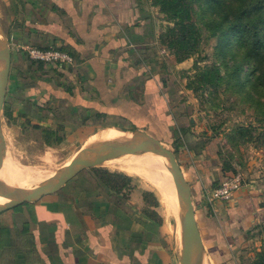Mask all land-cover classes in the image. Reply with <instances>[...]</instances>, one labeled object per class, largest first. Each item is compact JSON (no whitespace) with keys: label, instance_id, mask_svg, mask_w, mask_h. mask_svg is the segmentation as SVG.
<instances>
[{"label":"crops","instance_id":"1","mask_svg":"<svg viewBox=\"0 0 264 264\" xmlns=\"http://www.w3.org/2000/svg\"><path fill=\"white\" fill-rule=\"evenodd\" d=\"M159 17L148 0H0V30L10 51L4 105L18 97V111L35 114L33 102L25 104L46 89L51 112L68 113L85 139L118 127L145 132L163 145L169 135L174 144L169 125L186 113L170 110L175 95L162 78L168 60L176 69L187 68L189 60L176 63L158 42ZM33 47L62 50L73 63L47 65L56 74L47 87L45 80L32 90L26 78ZM54 120L55 130L63 127L58 115ZM187 136L174 144L175 157L190 187L203 262L250 264L252 230L264 221L262 187L250 179L257 175L246 168V183L229 202H207L219 173L206 167L204 176L194 174L198 169L188 159L201 153L188 147ZM135 184L133 179L126 196L109 192L85 169L58 192L0 212V264H179V229L167 231L154 192ZM145 191L157 206L144 202Z\"/></svg>","mask_w":264,"mask_h":264},{"label":"rangeland","instance_id":"2","mask_svg":"<svg viewBox=\"0 0 264 264\" xmlns=\"http://www.w3.org/2000/svg\"><path fill=\"white\" fill-rule=\"evenodd\" d=\"M220 1H224V6H221V9L227 13L229 11L228 3L231 1ZM194 4L196 8L193 20L202 30L201 44L196 54L189 60L187 68L176 69L171 67L173 63L168 60L170 61L167 68L169 70L165 73L167 75L162 78L169 81V91L175 95L174 100L170 103V110L174 113H180V111L186 113L183 119L176 120L174 124L169 125V132L172 139H175L177 135L180 136L179 132L182 133L187 130L188 135H190L189 139L191 138L195 147L194 152L197 155L201 153V156L194 157L193 160L187 158L190 165H196L198 170H194V174L198 178L205 175L206 172L204 171L208 169L206 167H210L209 170L219 173L216 184L225 177L226 173V175L231 174L230 172L244 176L246 183V168L253 169L257 176L250 179L259 182L258 184L262 187L260 196L264 198V94L256 91L253 87L256 74L255 70L253 71L254 66L247 61L246 64L241 62L239 44L233 41L235 38L233 34L210 35L213 20L218 17L213 12V5L215 4L205 0H194ZM200 4L201 7L198 9ZM236 5H246V0H237ZM158 14L160 15L159 19L163 21L160 24L161 28L164 29L168 23L164 21L162 14L159 12ZM27 61L32 65L33 71L27 76L26 83L33 85L32 90H34L41 85L40 82L46 80L47 82L44 83L47 87L54 76L53 74H56L55 70L49 69L47 65L31 62L29 59ZM194 61H197L200 67L216 64L222 74H228V71L232 69L235 72L229 74L217 95L208 96L204 93V98H200V93L193 94L185 88L186 76L193 74L192 63ZM257 67L264 71V65ZM39 78L41 80H38ZM40 93L43 95L39 96L37 93L34 95V101H27L25 104L28 107L33 102L32 105H34L31 110L35 114L20 113L18 111L20 101L18 97L11 98L10 96L7 104L3 106L2 113L7 111L10 114L8 118L2 115V132L6 143L4 166L11 170L10 175L14 179L13 181L2 182L7 186L32 188L48 181L64 167L82 146H89L92 142L97 141L102 132L108 130L111 132L110 130H112L113 135L120 134L113 127H107L85 139V135L79 129L72 128V118H65L68 113L55 114L51 112L49 98H47L49 92L43 89ZM57 115L63 126L60 130L62 142L57 145L46 146L43 141L42 130L45 128L55 130L57 125L54 119ZM170 121L173 122L172 119ZM114 123L125 128L132 127V124L126 121H114ZM236 127H246V138L231 135V130ZM167 136L168 140L164 141V146L174 152V144L170 143L169 135ZM112 137V135L105 137L101 141ZM150 153L139 151L119 155L117 157L120 160L103 162L98 167L122 172L134 179L136 187H145L153 191L158 199V210L163 217L167 231L172 234L175 231L177 233V228H181L180 211L176 205L177 196L172 178L166 168L167 162L162 158L153 157ZM174 154H178L177 151ZM149 158L158 159L157 164L160 165V168L148 167L145 159ZM228 165L233 167V171L222 172L223 166ZM184 172L186 173L187 169ZM151 174L159 175L157 178ZM0 179L5 181L2 176ZM163 186H165L166 194H164L166 198L168 197L167 200L163 198L161 191ZM251 238L252 241L247 250L251 253L250 264L255 259L264 240V221H260L254 227ZM242 252L246 254V248L242 249Z\"/></svg>","mask_w":264,"mask_h":264},{"label":"trees","instance_id":"3","mask_svg":"<svg viewBox=\"0 0 264 264\" xmlns=\"http://www.w3.org/2000/svg\"><path fill=\"white\" fill-rule=\"evenodd\" d=\"M148 1L150 5L157 8L158 12L163 15L164 21L168 23L167 27L160 32L158 42L173 57L176 63L190 60L196 54L202 38V30L193 20L196 8L194 0ZM205 1L215 4L213 5V12L218 15L210 27V35L233 34L235 36L233 41L239 44L241 62L246 64L247 61L254 66L253 71L255 70L256 74L253 87L256 91L264 94V71L257 67L264 65V0H246V5H236L237 0H230L227 13L221 9V6H224V1ZM200 7L201 4L198 5V9ZM38 64L45 65L43 63ZM192 67L193 74L186 76L187 83L185 88L193 94L200 93V98H204V93L208 96L217 95L221 86L228 79L229 74L235 72L232 69L228 71V74H222L218 65L212 64L207 67H200L197 61L192 63ZM4 116L8 118L10 114L4 111ZM60 130L61 128L57 130L43 129L44 144L46 146L60 144L62 142ZM179 130L182 131V129ZM182 134L188 137L187 130L182 133L179 132L180 136H176L173 141L174 144L180 142ZM232 134L246 138V127H236L231 130ZM188 147L193 148V151L195 150L191 138L188 142ZM174 148V153L175 151L178 153L177 146L175 147L174 145ZM91 171L109 192L126 196L134 188L132 185L133 178L122 172L109 171L101 167L91 168ZM227 171H233V167L230 165L223 166L222 172L225 173ZM226 174L225 177L227 176ZM215 182L213 188L217 187L220 181L217 184ZM142 196L144 202L157 206L152 193L145 191ZM252 264H264V240Z\"/></svg>","mask_w":264,"mask_h":264},{"label":"water","instance_id":"4","mask_svg":"<svg viewBox=\"0 0 264 264\" xmlns=\"http://www.w3.org/2000/svg\"><path fill=\"white\" fill-rule=\"evenodd\" d=\"M10 68V51L6 37L0 30V170L4 166L6 143L2 132V111L7 91ZM126 137L123 141H105L82 146L51 179L32 188L10 187L0 181V197L6 200L0 205V212L15 208L25 203H34L43 197L61 190L71 179L85 169L100 166L106 159L119 155L148 151L167 162L175 193L176 205L180 215L179 264H194L203 257L200 233L194 217L191 191L184 179L181 168L173 151L167 149L159 140L142 131H125L113 127Z\"/></svg>","mask_w":264,"mask_h":264},{"label":"built area","instance_id":"5","mask_svg":"<svg viewBox=\"0 0 264 264\" xmlns=\"http://www.w3.org/2000/svg\"><path fill=\"white\" fill-rule=\"evenodd\" d=\"M28 58L36 63L45 65L64 64L70 65L73 63L72 57L59 49L52 48H29ZM245 184L244 178L239 173H231L224 177L217 187L211 189L207 195V202L214 201L229 202L233 194L237 192Z\"/></svg>","mask_w":264,"mask_h":264},{"label":"bare ground","instance_id":"6","mask_svg":"<svg viewBox=\"0 0 264 264\" xmlns=\"http://www.w3.org/2000/svg\"><path fill=\"white\" fill-rule=\"evenodd\" d=\"M114 129V128H113ZM115 130H117V129H115ZM111 132H109V130L108 131H104V132H102L100 135H99V137L97 138V141H94V142H92L91 144H95V143H100V142H105V141H123L126 137H127V134L126 133H123V132H121V131H119V130H117L118 132H120V134L119 135H113L112 134V130H110ZM113 136L112 138H110V139H106V140H103V141H101L102 139H104L105 137H108V136ZM142 152H144V151H142ZM145 152H147V151H145ZM139 154V153H138ZM149 154V153H148ZM150 155H152L153 157H158V158H160L159 156H156V155H154L153 153H150ZM126 158V157H125ZM115 159H117V160H120V158L119 157H117V156H115V157H110V158H108V159H106L104 162H109V161H113V160H115ZM145 163H147V166L148 167H151V168H160L159 166V164H157V161H158V159H155V158H149V159H145ZM157 172V171H156ZM10 173H11V170L9 169V168H7V166H3V168L0 170V176H2V178H4V180L5 181H2L1 179H0V181L1 182H8V181H13L14 179L11 177V175H10ZM152 173V172H151ZM158 173V172H157ZM152 175V174H151ZM158 175L159 174H157V175H152V176H154V177H157L158 178ZM156 178V179H157ZM159 181V180H158ZM162 182V181H161ZM160 183V182H159ZM163 183V182H162ZM161 184V183H160ZM163 185V184H162ZM164 188H165V186H163V188H161V191H162V193H163V198H164V200H167V198H166V193H165V190H164ZM165 193V194H164ZM6 202V200L4 199V198H2V197H0V205H2L3 203H5ZM177 229H179V228H177ZM180 230V229H179ZM178 234V239H179V241H180V238H181V234H180V231L177 233ZM177 243V242H176ZM177 246V245H176ZM177 250H178V247H177ZM203 257H202V259L201 260H199V261H195V263L194 264H204V262H203Z\"/></svg>","mask_w":264,"mask_h":264}]
</instances>
